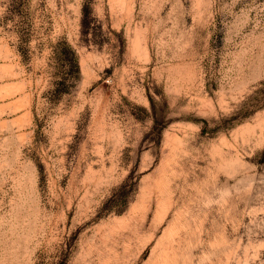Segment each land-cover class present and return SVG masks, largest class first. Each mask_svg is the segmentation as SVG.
<instances>
[{"label":"rangeland","instance_id":"obj_1","mask_svg":"<svg viewBox=\"0 0 264 264\" xmlns=\"http://www.w3.org/2000/svg\"><path fill=\"white\" fill-rule=\"evenodd\" d=\"M0 264H264V0H0Z\"/></svg>","mask_w":264,"mask_h":264},{"label":"trees","instance_id":"obj_2","mask_svg":"<svg viewBox=\"0 0 264 264\" xmlns=\"http://www.w3.org/2000/svg\"><path fill=\"white\" fill-rule=\"evenodd\" d=\"M58 47L55 56L60 65L59 79L54 81V88L48 93L49 100L53 102L68 91L70 82L78 75V64L74 51L64 43H60Z\"/></svg>","mask_w":264,"mask_h":264}]
</instances>
